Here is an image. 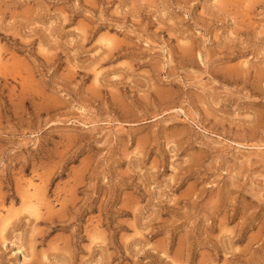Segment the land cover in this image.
Returning <instances> with one entry per match:
<instances>
[{
  "label": "rangeland",
  "instance_id": "1",
  "mask_svg": "<svg viewBox=\"0 0 264 264\" xmlns=\"http://www.w3.org/2000/svg\"><path fill=\"white\" fill-rule=\"evenodd\" d=\"M0 264H264V0H0Z\"/></svg>",
  "mask_w": 264,
  "mask_h": 264
}]
</instances>
